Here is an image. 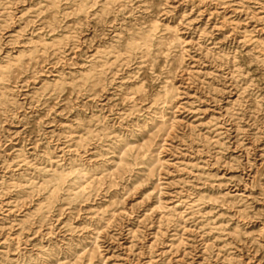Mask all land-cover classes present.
<instances>
[{"label":"rangeland","instance_id":"obj_1","mask_svg":"<svg viewBox=\"0 0 264 264\" xmlns=\"http://www.w3.org/2000/svg\"><path fill=\"white\" fill-rule=\"evenodd\" d=\"M0 264H264V0H0Z\"/></svg>","mask_w":264,"mask_h":264}]
</instances>
